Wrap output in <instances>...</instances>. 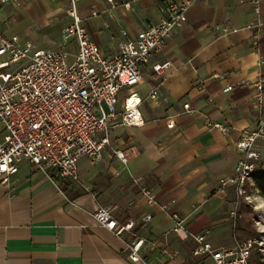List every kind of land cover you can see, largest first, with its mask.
<instances>
[{"label":"crops","instance_id":"obj_1","mask_svg":"<svg viewBox=\"0 0 264 264\" xmlns=\"http://www.w3.org/2000/svg\"><path fill=\"white\" fill-rule=\"evenodd\" d=\"M114 2V9L106 0L77 4L91 40L105 55L116 52L121 30L134 37L148 23L162 20L170 5L188 4L186 22L149 58L142 81L131 90L142 100L143 124L118 123L110 133L112 148L135 146L139 154L127 166L114 160L109 149L97 164L81 158L76 182L53 170L43 174L28 161L19 164L8 184L0 182V264H133L127 247L136 238L147 243L141 264H168L161 246L178 251L179 264H209V259L192 256L193 240L180 242L171 233L172 220L160 211L162 204H170L189 231L204 234L214 249L234 247L230 212L235 191L230 186L219 194L217 188L220 179L234 176L240 159L235 143L256 119L255 90L241 82L264 78V27H253L257 15L249 1ZM67 8L68 0H12L0 5V33L24 40L33 34L53 48L48 50L57 49L62 30L71 24ZM259 14L264 20V0ZM163 64L168 65L162 74L152 71ZM152 88H159L166 100L152 104L147 98ZM127 93H120L118 111ZM168 118L173 129L167 128ZM206 120L228 126V133L210 129ZM2 136L0 124V141ZM138 178L155 203H148L133 182ZM99 207L110 209L119 226L133 222V228L117 236L100 227L93 217ZM148 214L151 219L144 222Z\"/></svg>","mask_w":264,"mask_h":264},{"label":"built area","instance_id":"obj_2","mask_svg":"<svg viewBox=\"0 0 264 264\" xmlns=\"http://www.w3.org/2000/svg\"><path fill=\"white\" fill-rule=\"evenodd\" d=\"M12 0H0L5 5ZM83 0H68L66 15L71 24L61 32V44L57 49H36L31 41L19 35L0 33V124L3 136L0 141V182L8 184L23 161L31 163L45 174L53 170L57 176L71 182L78 181L77 164L81 158L97 164L109 149L112 158L127 166L139 152L135 146L122 149L111 147L110 133L116 124L139 127L143 124L140 112L141 98L131 90L142 81V67L153 54L160 53L172 32L186 22L188 4L170 5L165 17L150 22L131 37L126 31L119 33L120 40L115 53L105 55L91 40L77 12V4ZM249 1L257 15L253 27L261 31L264 20L260 18L259 4L263 0ZM111 9L114 0H106ZM92 16H96L92 12ZM235 32V30H232ZM168 64L155 65L152 71L162 74ZM242 85L255 90L252 98L257 115L251 128L243 129L235 149L240 155L234 176L220 179L217 192L224 194L233 187L237 198L244 194L248 180L255 174L264 148V78L258 76ZM128 92L118 111L121 92ZM148 100L155 105L166 100L159 88H152ZM188 110L189 104H183ZM208 127L227 134L228 126L206 120ZM168 129L174 122L168 118ZM140 187L148 203H155V196L141 185V179L133 181ZM173 203V202H171ZM235 201L230 212L232 230H235ZM160 211L172 220L171 233L180 242L193 240L196 244L192 256L199 260L209 259V264H251L253 241H237L231 249H214L206 236L189 231L185 220L173 211L170 204L160 205ZM93 217L97 224L115 235L133 228V222L119 226L110 209L99 207ZM148 214L144 222H148ZM235 237V235H234ZM136 238L128 245L129 262L141 264L140 252L146 245ZM157 248V244L148 243ZM160 254L168 264H179V252L166 246L159 247Z\"/></svg>","mask_w":264,"mask_h":264},{"label":"rangeland","instance_id":"obj_3","mask_svg":"<svg viewBox=\"0 0 264 264\" xmlns=\"http://www.w3.org/2000/svg\"><path fill=\"white\" fill-rule=\"evenodd\" d=\"M33 31L35 34L39 33L36 28ZM27 38L31 42L34 41L42 49H53L46 47L45 42L34 37L33 34ZM258 177H264V152L261 153V159L255 174L246 183L244 194L239 198L235 195L234 198V202L238 201V206L236 210L235 230L232 231L235 237L231 235V243H233L234 238L237 241L252 240L254 242L250 260L251 264H264V199L255 188Z\"/></svg>","mask_w":264,"mask_h":264},{"label":"trees","instance_id":"obj_4","mask_svg":"<svg viewBox=\"0 0 264 264\" xmlns=\"http://www.w3.org/2000/svg\"><path fill=\"white\" fill-rule=\"evenodd\" d=\"M255 188L259 195L264 199V177H258L255 183Z\"/></svg>","mask_w":264,"mask_h":264}]
</instances>
